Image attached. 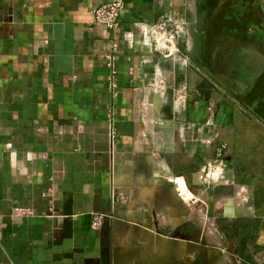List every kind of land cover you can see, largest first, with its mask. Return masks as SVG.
<instances>
[{"label": "crops", "instance_id": "obj_1", "mask_svg": "<svg viewBox=\"0 0 264 264\" xmlns=\"http://www.w3.org/2000/svg\"><path fill=\"white\" fill-rule=\"evenodd\" d=\"M110 1L0 0V264H196L206 218L210 264H264V0Z\"/></svg>", "mask_w": 264, "mask_h": 264}, {"label": "built area", "instance_id": "obj_2", "mask_svg": "<svg viewBox=\"0 0 264 264\" xmlns=\"http://www.w3.org/2000/svg\"><path fill=\"white\" fill-rule=\"evenodd\" d=\"M123 10V0H111L110 2L95 6L94 8H92L93 23L101 25L109 30H118L121 25ZM170 24H172L170 20H168L167 17L163 16L160 17L154 24L147 26V31L151 40L153 50L159 51L165 57L171 56L177 51V28H171ZM116 47L117 43H112V50H115ZM106 57L108 60L107 64L110 65L112 55L108 54ZM175 177L176 176H173L172 178L174 179ZM173 179H171L170 181L172 182L173 188L175 190L176 182ZM179 194L180 192H178L177 196L181 198ZM181 200L184 199L181 198ZM15 212L17 214H24L26 213V210L22 208H15ZM99 218L100 217L98 215L94 217L92 222L93 226H96L98 224ZM233 262L234 264H242V260L239 258L233 259ZM227 263L231 264L230 259L227 260Z\"/></svg>", "mask_w": 264, "mask_h": 264}, {"label": "rangeland", "instance_id": "obj_3", "mask_svg": "<svg viewBox=\"0 0 264 264\" xmlns=\"http://www.w3.org/2000/svg\"><path fill=\"white\" fill-rule=\"evenodd\" d=\"M176 41H177V39H176ZM176 46H177V50H178L179 47H178L177 43H176ZM155 52L159 53L158 54L159 56H163L159 51H155ZM214 172L216 173L217 170L214 171ZM172 177H173V175H172ZM190 200H192V198H190ZM163 212H164V215H162L163 217H162V221L161 222H165V224H166V227L165 228L168 231V230H170V228H172L175 225L173 223L174 221H170L169 220V218L172 217L171 215H173V213L170 214V213L166 212V210H163ZM167 215L170 216V217H168V219L166 218ZM155 216L156 215L154 214V218L156 220V217ZM204 218H205V216H202V219H204ZM208 219L209 218H206L205 219V222L202 223V244H203V247H202L201 256L198 258L199 261L198 262L197 261L195 262L196 264H210V254H213V252L211 251L212 249L210 248V241L211 240H217V239H219V236H221V239L224 242H226L225 241V239L227 238V234H225V231L226 230L223 229V230H217L216 231L215 228H213L214 227V224L211 226L210 221ZM175 231H177V230L175 229ZM217 233H218V235H217ZM173 234L171 236H173ZM154 237H156V238L154 239V245H153V249H152V256H155V255H157V256L159 255L160 256L164 252V245H163V241H162L163 238L160 237L158 231H154ZM169 241L171 242L170 244H173L172 246L170 245L172 247L173 251L176 250V249H178L177 248L178 245H179L178 244V241H176L175 239L173 240V239H168L167 238V242H169ZM223 241H222V246L220 247L221 250L218 251V254L221 257L223 256V261L225 263H227V260L228 259L226 260V256L228 254V249H227V246L228 245H227V243H224ZM144 253H146V250H144ZM122 254L123 255L120 257V259H118L119 261H117V259H116L115 262H114V264H146V262L142 259L141 256H139L138 257L139 259H137V260H134V258L131 260L129 251L126 252V253H122ZM132 257H135V255L132 256ZM196 259H197V257H196ZM190 262H192L191 264H194L193 261H190ZM153 264H157V262L156 263H153Z\"/></svg>", "mask_w": 264, "mask_h": 264}, {"label": "water", "instance_id": "obj_4", "mask_svg": "<svg viewBox=\"0 0 264 264\" xmlns=\"http://www.w3.org/2000/svg\"><path fill=\"white\" fill-rule=\"evenodd\" d=\"M232 199L228 198L226 200L225 208H224V214L225 216H231L233 213V210L231 208Z\"/></svg>", "mask_w": 264, "mask_h": 264}]
</instances>
